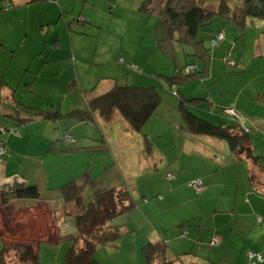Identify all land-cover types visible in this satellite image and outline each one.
Wrapping results in <instances>:
<instances>
[{"label":"rangeland","instance_id":"1","mask_svg":"<svg viewBox=\"0 0 264 264\" xmlns=\"http://www.w3.org/2000/svg\"><path fill=\"white\" fill-rule=\"evenodd\" d=\"M143 1L44 0L14 8L13 3L0 0V73L7 74L12 87L18 86L17 98L26 105L51 110V105L60 104L64 114L87 107L85 90L97 86L99 92L106 91L101 82L104 78H116L121 85H139V80H144V86L160 87L163 104L141 136H147L155 153L174 157L181 155L178 141L174 135L162 136V129L175 124V118L182 121L178 111L180 99L210 98L217 112L203 109L205 104L201 102L197 114L217 124L221 120L219 114L223 115L221 108L236 106L246 121L245 127L251 129L254 145L264 154V22L255 20L243 31L235 23L215 18L213 28L221 31L223 40L212 49L214 58L209 76L176 89L169 81L175 75V64L156 42L157 15L142 12ZM216 37L214 33L199 35L209 46ZM180 56L185 64L182 50ZM121 60L125 64H120ZM133 62L141 67L142 73L128 69ZM27 84L33 86L35 94ZM178 90L180 96L175 95ZM124 125L120 118L100 126L68 117L57 121L37 118L19 128L21 136L8 133L7 137L24 139L20 148L28 153L17 176L32 183L29 185L38 186L42 198L50 204L33 208L23 202L6 208L0 204V228L3 229L6 216L14 219L5 236L12 237L17 227L25 226L26 235L33 233L41 238L39 233L45 224L52 223L49 226L53 229L48 226L49 233L64 239L53 244L42 238L39 259L44 264H65V254L74 245L69 237L76 235L77 230L74 218L63 207L61 188L73 180L87 184V196L92 185L111 188L121 183L130 189L138 205L160 204L167 184L171 185L166 178L168 167L158 160L156 170L155 154L149 159L153 166L142 167L146 155L141 156V142L134 139L139 136L130 132L133 137L128 139ZM66 134L74 141L66 139ZM103 140L109 144V151L100 148ZM237 168L238 171L227 172L235 173L236 178L247 171L245 164ZM201 171V167H196L190 175ZM242 175L237 176L238 181ZM188 189L186 195L193 198L195 193ZM128 216V213L119 216L112 224L121 228L128 222ZM30 220L34 222L30 224ZM3 246L0 239V249ZM7 261L16 262L14 253L8 254Z\"/></svg>","mask_w":264,"mask_h":264},{"label":"trees","instance_id":"2","mask_svg":"<svg viewBox=\"0 0 264 264\" xmlns=\"http://www.w3.org/2000/svg\"><path fill=\"white\" fill-rule=\"evenodd\" d=\"M141 11L149 16L157 15L158 21L154 29L157 34L156 42L159 49L175 64V75L169 81L171 87L176 89L199 79L204 81L209 76L214 58L212 49L223 40L221 31L213 28L215 18L235 23L243 31L247 29V24H253L255 20L264 22V0H145L141 5ZM201 33H214L217 37L211 39L209 46L206 39L199 38ZM181 50L185 56V64L181 62ZM187 58H193V61ZM119 63L125 64L123 60ZM128 69L137 74L142 73L141 67L134 62L128 65ZM101 82L104 83L106 91L99 92L97 86L85 90L84 99L87 107L73 109L67 114L62 112L60 104L51 105V110L28 106L16 99L17 96L14 94L16 90H13L12 96L15 97V101H10V104L17 111L11 114L10 118L16 121L19 127L0 126V157L3 158L7 154L4 146L7 134L13 132L21 136L19 128L36 121L37 118L57 121L68 117L99 126L110 124L115 118H120L124 121V128L127 132L141 134L163 104L160 87L144 86V80H139V85H121L116 78H104ZM6 86L5 73H0V103L3 99L2 89ZM28 88L32 92L30 85ZM180 94V90L175 92L177 96ZM201 102L205 104L202 106L203 109L214 110L212 107L214 102L210 98L182 97L180 99L178 111L182 117L185 133L189 136H204L225 142L230 155L237 161L248 160L258 168L260 173L264 174V154L260 153L254 145L251 129L245 127L246 121L241 117L238 108L236 106L221 108L223 115L219 114L221 120L215 124L203 115H199L200 113L197 114ZM20 108L26 111L28 118L19 117ZM66 137L74 141L70 135L66 134ZM142 137H144L145 152H153L154 149L147 136ZM103 143L100 148L109 151L110 147L107 142L103 140ZM89 148L93 147H84V149ZM170 174L174 176L173 179L168 178ZM175 177L174 173L166 174L168 181H173ZM196 180H201L204 185L201 191L193 185ZM250 181L254 185L257 184L259 188L264 186V181L261 182V178L255 174L251 173ZM188 185L199 194L206 190L202 179L191 180ZM91 187L89 196L86 195L87 184H81L77 180L70 181L61 188L63 207L67 210V215L74 218L77 230L76 235L69 237L74 245L65 254V264H99L95 257L99 246L108 243L120 234L119 228L112 230L111 223L117 217L138 207L132 192L125 184L111 188L97 185ZM26 200L37 201L39 204L46 201L36 185H22L10 191H3L0 196V204L5 206L14 201ZM69 208L73 209V213L68 211ZM258 223L264 227V220ZM45 229L44 226L42 233H39L43 237L37 238L33 233L28 236L27 231L21 233V230L17 229L12 237L5 236L6 232L0 228V235L5 236L4 246L0 249V264H44L40 261L38 254L42 238L49 239L48 241L53 244L60 241L49 231L48 234ZM211 244L217 245L218 243L214 241ZM168 251V244L164 240L149 242L143 249L147 264L155 262L172 264L167 259ZM250 252L254 251L247 252L248 264H251ZM10 253H14L16 262L7 261ZM254 253L261 255L258 252Z\"/></svg>","mask_w":264,"mask_h":264},{"label":"crops","instance_id":"3","mask_svg":"<svg viewBox=\"0 0 264 264\" xmlns=\"http://www.w3.org/2000/svg\"><path fill=\"white\" fill-rule=\"evenodd\" d=\"M6 1L5 3H13L14 8L35 3L32 0ZM5 79L7 86L2 89L1 94L3 99L0 103V126L17 128L18 123L10 118V115L15 114L17 110L11 106L10 101H15L12 93L18 86L10 85L6 73ZM21 84L23 85V81L20 82ZM26 87L29 85L27 84ZM31 87L32 93L35 94L33 86ZM14 94L17 96V91ZM21 109L23 108L19 110ZM25 112L19 111V117L28 118L29 115ZM174 120L175 124L162 129V136L174 135L178 141L177 150L181 153L178 157H174V154L159 155L155 153V149L151 153H146L141 134H138L137 138L134 136V139H139L141 142L139 147L141 156L146 155L142 167L153 166L149 159L155 154L153 158L155 169L157 170L155 161L159 160L167 165V173L176 174L175 179L167 180L171 185L166 183V195L159 199L160 204L154 206L147 202L145 205H138L128 213V222L121 225V228L111 223L112 230L119 228L120 234L99 246L95 255L96 260L99 264H147L144 247L149 242L164 240L169 247L167 259L172 264H248V251L261 253L263 260L256 264H264V227L258 223L259 218L264 220V188H262L264 186L260 187V190L257 184L254 185L250 181L251 173L259 176L261 182L264 181V174L248 160L237 161L230 155L225 142L204 136H189L183 129V122L176 118ZM178 124H181V127H178ZM125 132L127 138L132 139L130 132L126 130ZM22 143L24 139L21 138H13V136L5 138L4 146L7 154L3 158L0 157V196L3 191L32 184L29 181L25 183L17 176L28 157V153L20 148V145H24ZM107 145L109 146L108 143ZM19 161L22 163L20 164ZM241 164L246 165L247 171L243 175L239 174L242 175V179L238 181V174L235 178V173L232 175L227 171L228 169L238 171L237 167ZM196 167H201L202 171L190 175V171L195 170ZM195 179L204 181L206 190L201 194L187 185ZM114 182H117L116 178ZM188 187L195 193L193 198L186 195L189 192ZM242 189L244 193L241 192ZM15 202H23L30 208L41 205L32 200L14 201L11 204L14 206ZM42 203L47 206L50 204L47 200ZM35 215L34 218L37 216ZM29 222L31 224L34 221ZM12 224L14 219L6 216L3 230L12 229ZM50 224H45L47 233ZM17 230H21V233L28 231L25 230V226L17 227ZM0 239L5 240V236L0 235ZM214 241L218 244L212 245L211 242Z\"/></svg>","mask_w":264,"mask_h":264},{"label":"built area","instance_id":"4","mask_svg":"<svg viewBox=\"0 0 264 264\" xmlns=\"http://www.w3.org/2000/svg\"><path fill=\"white\" fill-rule=\"evenodd\" d=\"M230 112L232 113V111H230ZM2 153H3V150H2ZM168 178L169 179H173L174 176L172 174H170ZM193 185L198 191H201L204 188V185H203L201 180L194 181ZM258 221L261 222L262 218H259ZM249 260H250L251 264H256L257 261H261L262 260V257H261L260 254H256L254 252H250L249 253Z\"/></svg>","mask_w":264,"mask_h":264}]
</instances>
